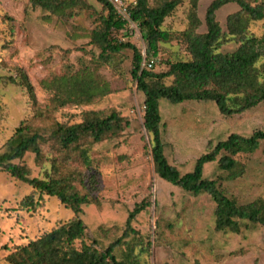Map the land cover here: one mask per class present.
<instances>
[{
    "label": "rangeland",
    "instance_id": "rangeland-1",
    "mask_svg": "<svg viewBox=\"0 0 264 264\" xmlns=\"http://www.w3.org/2000/svg\"><path fill=\"white\" fill-rule=\"evenodd\" d=\"M211 1L199 0L198 16L202 25L198 32L206 29L203 19ZM129 2L131 0H126L124 4ZM188 8V0H183L174 14L165 19L163 28L170 30L174 38L159 45L158 56L151 66L154 72L163 71L167 61L187 57L181 32L188 27ZM238 9L236 3H228L216 12L222 29L226 28V16ZM121 10L119 14L127 24L124 29L115 31L113 37L133 43L141 51L145 66L146 43L141 31L126 10L122 7ZM101 12L102 6L96 0H80L61 15H48L47 11L32 7L29 0H0V76L25 72L34 86L37 107L44 114L33 113L21 86L0 81V150L25 119L50 126L54 121L79 122L82 113L89 109L116 112L123 118L121 131L94 145L90 152L98 166L100 186L99 201L86 210V217L98 225L97 233L108 235L107 239L118 236L128 212L145 199L149 207L132 222L139 232L140 242L148 249L134 246L133 254L140 264H264V227L249 226L240 234L215 232V203L208 195L193 196L158 181L150 138L143 123L144 97L137 91L130 73L131 52L123 50L104 56L105 64L95 63L100 50L91 43V32L98 26ZM249 30L261 36L264 20L251 22ZM236 47V42L229 41L221 51L231 52ZM83 63L94 68L99 78L108 84L109 94L89 106L51 107L49 94L41 88V81L50 74L62 73L68 65L78 69ZM161 109L167 157L183 171L232 132L248 135L258 129L264 131V102L232 116L220 114L212 102L163 104ZM235 159L244 172L234 179L219 180L220 189L240 204L264 199V147L252 154H238ZM24 162L33 175L39 177L50 167L47 160L43 169L37 167L32 154H27ZM71 166L83 169L76 161H72ZM205 174L216 178L220 173L216 165L211 164L206 166ZM30 194L34 199L38 196L29 185L0 171V264H5L7 255L1 248L3 245L25 244L73 217V212L57 198L46 195L35 210L22 209L20 201Z\"/></svg>",
    "mask_w": 264,
    "mask_h": 264
},
{
    "label": "trees",
    "instance_id": "trees-1",
    "mask_svg": "<svg viewBox=\"0 0 264 264\" xmlns=\"http://www.w3.org/2000/svg\"><path fill=\"white\" fill-rule=\"evenodd\" d=\"M29 1L32 7H39L48 15H61L80 0ZM96 1L101 4L102 12L98 26L91 32V43L100 50L95 63L105 64L104 56L123 50L131 52L130 73L137 91L144 97L143 123L150 138L158 181L193 196L208 195L215 203V232L240 234L249 226L264 227L263 198L240 204L219 187V180L243 174L244 168L235 156L252 154L264 147V131L258 129L248 135L232 132L210 146L183 171L167 157L162 139L161 109L163 104L212 102L220 114L232 116L264 102V60L261 61L264 59V33L256 36L249 30L251 22L264 20V2L212 0L203 19L206 29L198 32L202 25L198 16L199 0H188V27L181 32L187 57L167 61L163 71L154 72L151 66L158 56L159 45L174 38L170 30L163 28V23L183 0H131L127 4H124L126 0H120L121 7L137 24L146 43L145 66H142L141 51L133 43L113 37L115 31L125 28L127 20L109 0ZM228 3H236L239 9L226 16V28L222 29L216 12ZM229 41L236 42V49L222 52L221 48ZM0 81L21 86L33 113L44 116L37 107L34 86L25 72L20 70L16 76H0ZM40 85L49 94L50 106L57 109L89 106L110 92L95 69L84 63L78 69L68 65L62 73L45 77ZM122 119L116 112L89 109L82 113L79 122L54 121L44 126L25 119L19 123L0 150V171L29 185L38 195L36 199L33 194L24 197L19 205L22 209L35 210L46 195L57 198L73 212V217L25 244L3 245L1 248L7 252L5 264H140L133 254L134 246L147 248L140 242L139 232L132 222L146 211L149 201L143 199L135 204L116 237L107 239L108 235L97 233L98 225L86 217V210L99 201L100 186L98 166L90 152L94 145L121 131ZM27 154L33 155V162L40 169L44 168L46 160L49 161L50 167L44 170L42 177L34 176L25 164ZM72 161L78 162L83 169L72 167ZM211 164L216 165L220 173L216 178L205 174L206 166Z\"/></svg>",
    "mask_w": 264,
    "mask_h": 264
},
{
    "label": "built area",
    "instance_id": "built-area-1",
    "mask_svg": "<svg viewBox=\"0 0 264 264\" xmlns=\"http://www.w3.org/2000/svg\"><path fill=\"white\" fill-rule=\"evenodd\" d=\"M115 7H116V9H117V11L119 12V13H122L123 11L121 10V2H120V0H109ZM148 66L150 67L151 66V64L149 63L148 64Z\"/></svg>",
    "mask_w": 264,
    "mask_h": 264
},
{
    "label": "water",
    "instance_id": "water-1",
    "mask_svg": "<svg viewBox=\"0 0 264 264\" xmlns=\"http://www.w3.org/2000/svg\"><path fill=\"white\" fill-rule=\"evenodd\" d=\"M143 66V65H142Z\"/></svg>",
    "mask_w": 264,
    "mask_h": 264
}]
</instances>
